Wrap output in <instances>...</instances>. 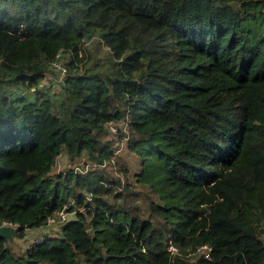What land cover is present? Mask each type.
Returning a JSON list of instances; mask_svg holds the SVG:
<instances>
[{
	"label": "trees",
	"instance_id": "1",
	"mask_svg": "<svg viewBox=\"0 0 264 264\" xmlns=\"http://www.w3.org/2000/svg\"><path fill=\"white\" fill-rule=\"evenodd\" d=\"M67 206L21 254L0 236V264H264V0H0V226Z\"/></svg>",
	"mask_w": 264,
	"mask_h": 264
},
{
	"label": "rangeland",
	"instance_id": "2",
	"mask_svg": "<svg viewBox=\"0 0 264 264\" xmlns=\"http://www.w3.org/2000/svg\"><path fill=\"white\" fill-rule=\"evenodd\" d=\"M84 47L86 49L87 59L85 61L86 66L90 69H104L107 66V62L109 61L110 51L109 47L102 43L100 38L98 36H95L92 38V35H90L86 39V43L84 44ZM69 54L62 55V66L64 67L67 62L69 61ZM65 64V65H64ZM82 65V64H81ZM55 72H53L52 75H49L50 79L45 82L44 88L46 90H51L52 93L57 94V92L60 90V85L58 79L61 77V73L57 69H53ZM64 69L62 68V73ZM62 76H64L62 74ZM53 82V83H52ZM123 126L124 129L127 128V124L123 123L120 124ZM119 124H112L111 128H113L112 132L110 133V136L115 135V138H117V141L115 142V146L120 145V147L116 150L115 154L116 156L114 159L116 161H119L120 164H125L129 166L130 173L135 175L136 173L140 172V159L138 155L131 151L128 148L127 143V136H122L121 138L117 135ZM119 158V160H117ZM85 161V157H82L80 160H71L66 156L65 154L61 155L59 157V160L57 162V165L55 166V171H68L71 168H74L76 166H83ZM107 165V162L103 164V167ZM110 169L112 167H109ZM114 170L116 174H123V170L120 169V165L114 167ZM117 170V171H116ZM125 181V179H124ZM131 185H134V187H140L141 185L138 182V179L136 176H132L130 178ZM68 211V217L66 221L73 220L76 218V210L71 209L70 206H67ZM64 223H56L49 226H45L42 230L34 229V230H28L23 236H19L18 233L13 234L8 239V244L12 248V251L18 255L22 252L26 251L34 242L39 240L43 234H50L57 236V232L61 228V225ZM173 251H177L176 248L173 249Z\"/></svg>",
	"mask_w": 264,
	"mask_h": 264
},
{
	"label": "built area",
	"instance_id": "3",
	"mask_svg": "<svg viewBox=\"0 0 264 264\" xmlns=\"http://www.w3.org/2000/svg\"><path fill=\"white\" fill-rule=\"evenodd\" d=\"M62 52H59L56 56V59H54L53 61H51V66L53 69H57L60 71L61 73V77L58 79V81L60 80H64L65 79V76H66V72H67V64L63 67L62 66ZM62 68L64 69V73H62ZM62 74L64 76H62ZM68 214V211L66 209V207L62 208V209H59L58 211H56L55 213L51 214L48 216L47 218V223H46V226H49V225H52V224H56V223H64V221L67 219V215ZM3 224H9V223H3ZM11 225H14L13 223H10ZM16 226V225H14ZM17 228V226H16ZM170 249H174L173 246L170 247Z\"/></svg>",
	"mask_w": 264,
	"mask_h": 264
},
{
	"label": "water",
	"instance_id": "4",
	"mask_svg": "<svg viewBox=\"0 0 264 264\" xmlns=\"http://www.w3.org/2000/svg\"><path fill=\"white\" fill-rule=\"evenodd\" d=\"M91 34L88 33L86 35V38H88ZM17 232V228L14 225L9 224H3L0 226V236H3L5 238H10L13 234Z\"/></svg>",
	"mask_w": 264,
	"mask_h": 264
}]
</instances>
